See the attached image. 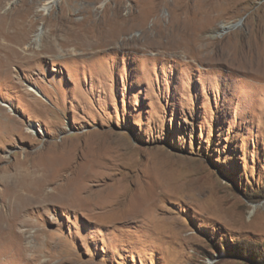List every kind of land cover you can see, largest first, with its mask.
Wrapping results in <instances>:
<instances>
[{
	"label": "rangeland",
	"instance_id": "1",
	"mask_svg": "<svg viewBox=\"0 0 264 264\" xmlns=\"http://www.w3.org/2000/svg\"><path fill=\"white\" fill-rule=\"evenodd\" d=\"M28 1L0 15V264H264V0Z\"/></svg>",
	"mask_w": 264,
	"mask_h": 264
},
{
	"label": "bare ground",
	"instance_id": "2",
	"mask_svg": "<svg viewBox=\"0 0 264 264\" xmlns=\"http://www.w3.org/2000/svg\"><path fill=\"white\" fill-rule=\"evenodd\" d=\"M8 1L9 0H0V15H13V13H12V7H10L9 9H6L5 11H4V7H5V5L6 4H8ZM11 1V0H10ZM23 2H26L27 0H22ZM77 1V0H76ZM85 1V0H84ZM86 1H90V2H93V3H98L100 0H86ZM155 2V1H154ZM36 3H38V0H29L26 4H24L23 6H24V8L25 9H17V10H19L20 12V14L19 15H30L31 14V12H35L34 11V6H35V4ZM75 3V2H74ZM119 4V3H118ZM37 5V4H36ZM14 6V5H13ZM78 6V5H77ZM88 8H90V7H88ZM88 8H83V9H80V11H78V12H75V11H70L69 12V14L68 15H77V14H81V13H85V14H87V15H93V12H91V9H88ZM15 9V8H14ZM108 9H110V8H107V10L105 11V13H103V14H101V15H107V12H108ZM16 10V9H15ZM92 10H93V8H92ZM206 10V9H205ZM87 11V12H86ZM113 11V15H122V13H123V9L121 10V7H116L114 10H112ZM196 11V10H195ZM203 11V10H202ZM202 11H198L197 13H202ZM15 13V12H14ZM84 14V15H85ZM112 14V13H111ZM110 15V14H109ZM89 17V16H88ZM133 16H131V15H129V16H125V18H123L124 20H128V19H130V18H132ZM136 19V18H135ZM125 21V22H126ZM127 23H128V21H127ZM143 27V26H142ZM27 32V31H26ZM97 34H98V32H96ZM39 36V34H36V39L35 40H38V37ZM27 37V36H26ZM101 38H105L104 36H103V34H101V36H100ZM24 38V37H23ZM108 38V37H107ZM125 39V38H124ZM130 39V38H129ZM20 40H22V39H20ZM135 39L133 38L132 39V41H134ZM106 43H109L110 42V40H106L105 41ZM22 43V42H21ZM35 88V87H34ZM29 91H31V92H33L34 94H36L37 96H39V97H41V91H39L37 88H35V90L34 89H29ZM4 106H7V105H4ZM7 107H9V106H7ZM31 131H33V130H31ZM23 202H26V199H23Z\"/></svg>",
	"mask_w": 264,
	"mask_h": 264
},
{
	"label": "crops",
	"instance_id": "3",
	"mask_svg": "<svg viewBox=\"0 0 264 264\" xmlns=\"http://www.w3.org/2000/svg\"><path fill=\"white\" fill-rule=\"evenodd\" d=\"M4 105H7V106H9V107L4 106ZM0 108L5 109L6 112H8V113H10V114H14V115H16V114L14 113V111L12 110L10 104H5V101H3L2 99H0Z\"/></svg>",
	"mask_w": 264,
	"mask_h": 264
}]
</instances>
